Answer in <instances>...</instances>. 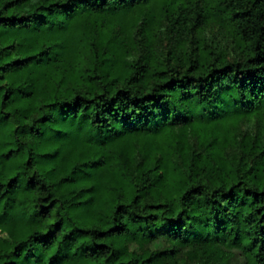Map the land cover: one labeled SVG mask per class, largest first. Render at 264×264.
<instances>
[{
    "label": "trees",
    "instance_id": "obj_1",
    "mask_svg": "<svg viewBox=\"0 0 264 264\" xmlns=\"http://www.w3.org/2000/svg\"><path fill=\"white\" fill-rule=\"evenodd\" d=\"M0 264H264V0H0Z\"/></svg>",
    "mask_w": 264,
    "mask_h": 264
}]
</instances>
